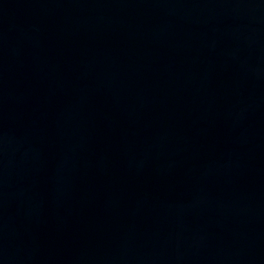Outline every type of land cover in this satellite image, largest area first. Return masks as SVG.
Returning <instances> with one entry per match:
<instances>
[{"label": "water", "instance_id": "water-1", "mask_svg": "<svg viewBox=\"0 0 264 264\" xmlns=\"http://www.w3.org/2000/svg\"><path fill=\"white\" fill-rule=\"evenodd\" d=\"M0 264H264V0H0Z\"/></svg>", "mask_w": 264, "mask_h": 264}]
</instances>
